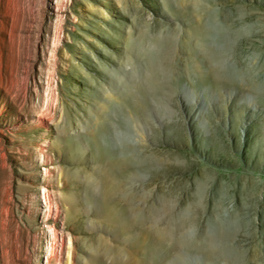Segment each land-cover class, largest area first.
I'll return each mask as SVG.
<instances>
[{
	"label": "rangeland",
	"instance_id": "obj_1",
	"mask_svg": "<svg viewBox=\"0 0 264 264\" xmlns=\"http://www.w3.org/2000/svg\"><path fill=\"white\" fill-rule=\"evenodd\" d=\"M38 1L0 0V264H264V0Z\"/></svg>",
	"mask_w": 264,
	"mask_h": 264
},
{
	"label": "bare ground",
	"instance_id": "obj_2",
	"mask_svg": "<svg viewBox=\"0 0 264 264\" xmlns=\"http://www.w3.org/2000/svg\"><path fill=\"white\" fill-rule=\"evenodd\" d=\"M40 1V0H39ZM39 1H38V3H35V7L34 8H36L37 9V11L39 10L40 12H42L43 13V11H45V6H46V1L45 0H42L40 3H39ZM21 2V1H20ZM24 3V2H23ZM21 7V6H20ZM24 7V6H23ZM22 7V8H23ZM26 7V6H25ZM26 9V8H25ZM30 9V8H29ZM33 9V8H32ZM31 9V10H32ZM21 11H23L22 9H21ZM24 12V11H23ZM39 25H40V23H38ZM41 27V26H40ZM40 29V28H39ZM40 36H41V30H38V32H37V39L38 38H40ZM32 48V47H31ZM33 50H37V44H34L33 45ZM209 55V54H208ZM28 64H30V63H28ZM33 65L31 64V67H32ZM31 76V74L29 73V72H27V77H25L26 78V82H25V89H28L29 88V79L31 78L30 77ZM62 245H64L63 243H62Z\"/></svg>",
	"mask_w": 264,
	"mask_h": 264
}]
</instances>
